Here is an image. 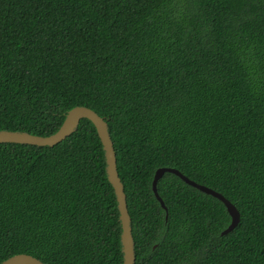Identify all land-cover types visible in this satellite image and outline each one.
I'll return each instance as SVG.
<instances>
[{
  "label": "trees",
  "instance_id": "16d2710c",
  "mask_svg": "<svg viewBox=\"0 0 264 264\" xmlns=\"http://www.w3.org/2000/svg\"><path fill=\"white\" fill-rule=\"evenodd\" d=\"M105 117L135 264H264V0H0V130ZM171 166L220 199L157 168ZM105 150L82 118L55 145L0 143V264H123Z\"/></svg>",
  "mask_w": 264,
  "mask_h": 264
},
{
  "label": "water",
  "instance_id": "95a60500",
  "mask_svg": "<svg viewBox=\"0 0 264 264\" xmlns=\"http://www.w3.org/2000/svg\"><path fill=\"white\" fill-rule=\"evenodd\" d=\"M82 118L90 119L94 123L98 135L102 141L103 148L105 150V157L107 163L106 168L109 180L111 181L115 189L118 201V208L120 211V219L122 224V244L124 253L123 264H135L136 255L134 249V237L131 226V215L129 213L127 204V195L124 189V184L119 175L116 150L105 117L101 116L91 107L85 105H78L68 111L67 116L60 128L50 135H39L31 132L18 130H0V143L17 142L52 146L61 142L68 135H70L76 129L79 121ZM166 172H171L178 175L187 184L194 186L205 193L211 194L214 197L223 201L228 210V213L231 216V222L222 231V234H227L238 226L241 219V214L237 206L229 198H227L223 193L217 191L216 189L195 181L194 179L184 174L181 170L171 166H162L157 168L153 179V191L155 193L156 198L160 201L162 207L167 211L166 218H168V207L158 191V181L161 177H163ZM1 264L46 263L32 254L17 253L5 259Z\"/></svg>",
  "mask_w": 264,
  "mask_h": 264
}]
</instances>
